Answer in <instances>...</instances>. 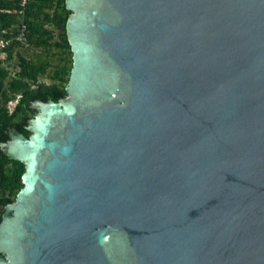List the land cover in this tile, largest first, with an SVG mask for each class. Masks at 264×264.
Listing matches in <instances>:
<instances>
[{
	"label": "water",
	"instance_id": "water-1",
	"mask_svg": "<svg viewBox=\"0 0 264 264\" xmlns=\"http://www.w3.org/2000/svg\"><path fill=\"white\" fill-rule=\"evenodd\" d=\"M0 264H264V0H65Z\"/></svg>",
	"mask_w": 264,
	"mask_h": 264
},
{
	"label": "trees",
	"instance_id": "trees-1",
	"mask_svg": "<svg viewBox=\"0 0 264 264\" xmlns=\"http://www.w3.org/2000/svg\"><path fill=\"white\" fill-rule=\"evenodd\" d=\"M7 10L11 11L8 13ZM19 0H0V39H15L21 27ZM70 11L65 0H28L24 23L27 26L25 42L14 40L6 49V59L0 60V145L10 140L6 130L13 128L17 133L30 136L27 122L31 116L29 105L32 101L52 98L57 101L66 95L72 66V51L69 44L66 23ZM33 48L39 51L36 59L27 58L22 51ZM57 50L59 63L53 62ZM36 51V52H37ZM15 58V63L11 65ZM8 63V66L4 65ZM16 68L12 76L10 67ZM50 67L55 69L51 72ZM41 76L51 77L57 82L41 83L37 90L31 85L38 83ZM21 95L20 102L10 113L8 103ZM24 162L10 159L0 150V207L13 203L23 188ZM0 213V223L2 221Z\"/></svg>",
	"mask_w": 264,
	"mask_h": 264
},
{
	"label": "built area",
	"instance_id": "built-area-1",
	"mask_svg": "<svg viewBox=\"0 0 264 264\" xmlns=\"http://www.w3.org/2000/svg\"><path fill=\"white\" fill-rule=\"evenodd\" d=\"M20 1V6H21V10H19L17 13L20 15L21 17V27H20V31L19 34L15 37V39H0V54H2L3 56H6V52L5 49L11 45L13 43L14 40L20 41L21 43L25 42V33L27 31V26L23 21V18L25 16V8L27 6V2L28 0H19ZM8 13H11V11L7 10ZM2 60V59H0ZM17 101L16 100H12L8 103V109L10 111V113H12L16 107Z\"/></svg>",
	"mask_w": 264,
	"mask_h": 264
},
{
	"label": "rangeland",
	"instance_id": "rangeland-1",
	"mask_svg": "<svg viewBox=\"0 0 264 264\" xmlns=\"http://www.w3.org/2000/svg\"><path fill=\"white\" fill-rule=\"evenodd\" d=\"M37 51V50H36ZM33 48H27V49H25V50H23L22 51V53L27 57V58H30V59H36V56L38 55V53H39V51H37L36 52ZM53 51L54 52H56V54H55V56H53V62L55 63V64H57V63H59V59H60V54H58L57 52V50H54L53 49ZM0 59H2V61H4L5 59H6V56L4 55H2V54H0ZM16 61H15V58H14V60L12 61V63H11V65H13L14 63H15ZM4 65L5 66H8V63H6V62H4ZM55 68L54 67H50V70H51V72H53V70H54ZM10 70H11V74H12V76L15 74V72H16V68H13L12 66L10 67ZM43 78V80H45L46 82H57L58 83V81H55L54 79H52L51 77H46V76H42ZM69 78V77H68ZM67 84V81L65 82V85ZM4 212H5V209L3 208V207H0V213L3 215L4 214Z\"/></svg>",
	"mask_w": 264,
	"mask_h": 264
},
{
	"label": "flooded vegetation",
	"instance_id": "flooded-vegetation-1",
	"mask_svg": "<svg viewBox=\"0 0 264 264\" xmlns=\"http://www.w3.org/2000/svg\"><path fill=\"white\" fill-rule=\"evenodd\" d=\"M42 78H43V77L41 76V77L39 78V80H38V83H36V84H32V85H31V89H32V90H37V89L39 88L38 85L41 84V83H46V84L51 83V82H46V81L43 80ZM20 99H21V95H17V97H16V99H15V100L17 101V104L20 102ZM36 101H38V100H36ZM36 101H32V102L30 103V105H29V108H30V110H31V116H30L29 121L27 122V128H30V127H31V125H32V121H33L34 118L38 115V109L34 107V104H35ZM17 104H16V106H17ZM12 130H14L15 134L17 133L15 129H13V128H9V129L6 130V134H8V135L10 136L9 133H11ZM28 137H29V136H28Z\"/></svg>",
	"mask_w": 264,
	"mask_h": 264
}]
</instances>
